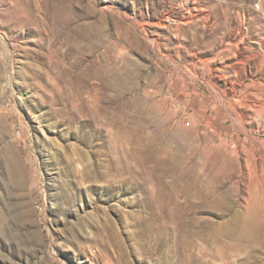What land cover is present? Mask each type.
Masks as SVG:
<instances>
[{
  "label": "rangeland",
  "instance_id": "obj_1",
  "mask_svg": "<svg viewBox=\"0 0 264 264\" xmlns=\"http://www.w3.org/2000/svg\"><path fill=\"white\" fill-rule=\"evenodd\" d=\"M0 264H264V0H0Z\"/></svg>",
  "mask_w": 264,
  "mask_h": 264
}]
</instances>
